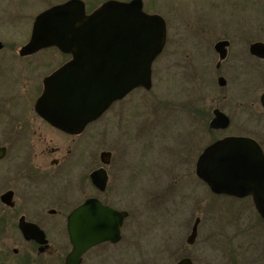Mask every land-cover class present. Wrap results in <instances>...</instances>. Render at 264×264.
<instances>
[{
	"label": "flooded vegetation",
	"instance_id": "obj_1",
	"mask_svg": "<svg viewBox=\"0 0 264 264\" xmlns=\"http://www.w3.org/2000/svg\"><path fill=\"white\" fill-rule=\"evenodd\" d=\"M70 1L72 0H0V240L5 241L10 248L12 245L10 242L13 239L26 244V246L31 245L38 255L60 254V250L52 245L51 240H57V237L61 235L67 237L70 243L67 229L68 217L87 199L95 198L106 207L127 213L121 227L122 237L126 223L133 219L139 220L137 215L140 206L136 199L140 189L139 144L137 140L133 142L132 157L125 154L129 150V146H133V144L127 142L125 136L129 133L124 122L119 124L122 129V141H118L119 146L116 143L109 144L112 147H118V152L119 149L121 150V154L116 160L114 159V150L109 148L102 150L99 157H96L93 154V137H87L82 147L80 146L81 143H77L79 142L77 139L106 116L109 117L106 120L107 125L119 119L120 113L115 109L119 103H122L120 109L124 114L122 117L125 118L124 102L132 101L131 104L134 105L135 93L140 88L131 91L124 98L115 102L98 120L88 124L80 134H72V132L54 125L41 114L38 108V103L45 92L46 79L72 62V53L64 52L58 47H43L30 53H22V50L29 44L38 17L45 11ZM80 1L84 3L86 13L91 14L104 3L113 0ZM115 1L128 2L131 0ZM14 23L18 27L20 25L29 27L30 35L25 42L8 41V34L11 33L10 29ZM203 23L205 24L200 26L196 35L200 45L203 43V46L208 49L210 44L216 40L213 45L216 63L212 68L210 62H207V65L211 71L208 76L212 81L217 80L220 89V92L210 99L212 107L211 112H209L212 114L208 130L210 132L225 131L214 129L211 126V122L215 118V110L218 109L228 115L230 128L234 122V116L237 117V107H240L239 114L242 113L244 116L239 121L243 120L245 123L238 122L237 126L244 131L232 135L250 137L256 140L264 152V103L262 100L264 94V56L255 54L251 50L255 43L264 44V37L260 35L261 37L257 40L256 36L254 37L252 33L247 32V28H245L244 31L232 30L231 33L218 36L216 39V37H209L211 33L217 32L215 25H209L207 21L202 20ZM249 30L252 31V28L250 27ZM259 30L264 33V28ZM234 36L238 37V42L234 40ZM224 40L229 41V46L226 57L220 59L215 46ZM47 52L49 54L46 55ZM202 70L207 73L204 68ZM221 78L224 79V86H220ZM237 83H240L242 87H239ZM228 84H231L233 89L239 87L238 93H227L225 89ZM259 90L262 92L257 97L256 94ZM239 98H243L244 101L240 102ZM201 100L205 102L207 97L203 95L197 97V109L201 112L202 119L201 121L196 120V127L193 125L192 135H196L200 127L203 126L202 128H204L205 125L207 111L204 110V107L199 106ZM129 108L130 106H128L126 113L130 111ZM117 122L120 121L117 120ZM221 138L215 139L212 143ZM103 140L107 141V139ZM199 141V146L193 152L185 150L186 160L181 162L183 166L190 165L189 169L188 166L186 167L185 173L191 177L195 175L198 180V160L204 150L212 144L201 148L200 143L203 140L200 138ZM78 151H84V154L78 153ZM197 153L195 162L187 160V158L189 159L188 156L193 157ZM132 158H134L133 170L136 176L132 175L133 178L130 179L132 181L131 187L134 188V199L133 202H130L124 193L125 185L130 184V182L128 180L125 184L127 180L122 174L126 170L125 160L130 163ZM193 164L194 169H191ZM78 167L84 171V174L76 175L75 172ZM98 170L101 172L103 170V173L106 174L107 180L104 188H100L94 182L93 174ZM78 192L84 193L79 201L76 199ZM234 199L237 201L248 200L247 203L238 202L245 204L248 212L235 211L233 218L226 225L227 228H221V231L225 233L223 235L224 242L227 240L229 232L227 241L229 243L225 248L226 252L229 253V264H264V234L262 235L264 218L257 212L253 196ZM153 205L154 209L162 208L161 204L153 203ZM163 205L166 207L167 204ZM250 209L255 211L257 219L253 218ZM198 219L199 224L196 238L193 240L194 243L190 244L187 238L188 245H183V249L180 250L181 254L176 256L180 259L175 264L186 258L190 259L192 264H196V259L199 256H196L195 252L193 253L192 247H194L200 234L201 219L199 217L195 219L190 233L191 235ZM21 223L36 225L45 233L49 241L45 252L40 251L41 246L35 239L26 237ZM256 233H260L261 236L256 235L255 237L254 234ZM55 235L56 239H54ZM204 241L201 240L198 243L197 255L203 252ZM118 244L119 242H105L92 248L88 253L96 252L97 255L102 252L103 248ZM18 251V249H14L15 253Z\"/></svg>",
	"mask_w": 264,
	"mask_h": 264
},
{
	"label": "rangeland",
	"instance_id": "obj_2",
	"mask_svg": "<svg viewBox=\"0 0 264 264\" xmlns=\"http://www.w3.org/2000/svg\"><path fill=\"white\" fill-rule=\"evenodd\" d=\"M144 5L147 12L161 14L168 24L165 51L153 66V87L149 91H136L134 105L131 104L132 101L124 102L125 118L120 109L122 103H119L115 109L120 113V120L116 119L107 125L109 117L106 116L77 139L82 147L87 137H93V154L99 157L102 150L109 148L114 150L116 160L121 150L118 152V147L111 145L116 143L119 146L118 141H122L119 124L124 122L129 133L125 136L127 142L133 144L137 140L139 144L140 189L139 198L136 197L140 206L137 215L139 220L133 219L126 223L122 241L117 246L105 247L97 255L96 252L88 253L82 264H175L180 259L176 256L181 254L183 245H188L187 238L197 217L201 219L200 234L192 247L193 253L199 256L196 264H229V253L225 249L229 243V232L225 243V233L221 228H227L235 211L248 212L245 204L238 203H247L248 200L237 201L213 195L195 175L191 177L185 173L188 165L183 166L181 162L186 160L185 150L193 152L199 146L200 138L203 140L200 143L203 148L219 137L243 132L244 129L237 124L245 122L239 121L244 115L239 114L241 109L237 107V117L234 116V122L228 130H208L212 114L210 99L220 92L217 80L214 82L208 76L211 71L207 65L210 62L212 68L216 63L213 46L216 40L208 49L203 43L200 45L196 33L205 24H202L204 20L209 25H215L217 31L209 37L217 39L232 30L244 31L247 28V32L259 40L260 35L264 37V33L259 30L264 28V0H145ZM16 25L14 23L10 29L8 41L23 43L28 39L30 29L25 25ZM250 27L252 31L249 30ZM234 40L239 41L237 36H234ZM237 85L241 86L240 83ZM235 88L228 84L225 91L238 93ZM261 92L262 90L258 91L257 97ZM202 95L207 97V101L201 100L199 105L207 111L205 125L204 128L200 127L196 135H192L196 120L202 119L201 112L197 109V97ZM239 101L243 102L244 99L239 98ZM128 106L130 111L126 113ZM133 148L134 144L129 146L125 154L132 157ZM78 153L84 154V151ZM198 153L193 157L188 156L187 160L195 162ZM134 158L130 163L125 160L127 168L122 174L127 180L125 184L128 180L130 182L125 185L124 190L125 197L130 202L134 199V188L131 187L132 175L136 176L133 170ZM189 167L190 165L188 169ZM191 169H194V164ZM83 172L78 167L75 173L79 175ZM83 195L84 193L78 192L76 199L81 200ZM153 203L161 204L162 208L154 209ZM165 203L166 207L163 205ZM150 204L151 207L148 208ZM250 211L253 218L257 219L255 211ZM256 235L261 236L260 233L254 234L255 237ZM201 240L205 241L202 245L203 255L201 253L200 256L196 253V247ZM51 243L60 250V254L38 255L31 245L26 246L13 239L10 248L5 241L0 240V264H65L64 259L71 249L69 240L61 235L57 240H51ZM14 249H18V253Z\"/></svg>",
	"mask_w": 264,
	"mask_h": 264
},
{
	"label": "water",
	"instance_id": "obj_3",
	"mask_svg": "<svg viewBox=\"0 0 264 264\" xmlns=\"http://www.w3.org/2000/svg\"><path fill=\"white\" fill-rule=\"evenodd\" d=\"M142 0L109 1L87 15L80 0H72L42 13L34 26L31 40L22 50L57 46L72 53L68 63L46 79L45 93L38 103L41 114L54 125L72 134L81 133L88 123L98 119L114 101L136 87L152 88V64L166 44L164 18L149 14ZM228 41L215 48L226 57ZM252 52L264 56V45L256 43ZM224 85V79H220ZM264 103V95H263ZM211 126L227 128L229 117L216 110ZM198 174L212 191L237 197L253 195L258 212L264 218V152L247 137L229 136L209 146L198 162ZM94 182L106 184V174L97 171ZM102 179V181H100ZM126 212L115 211L89 199L68 218L72 250L66 264H81L84 254L105 241L118 242ZM198 221L189 241L196 236ZM28 239L47 245L38 226L21 223ZM47 246L41 247V251ZM178 264H192L183 259Z\"/></svg>",
	"mask_w": 264,
	"mask_h": 264
}]
</instances>
